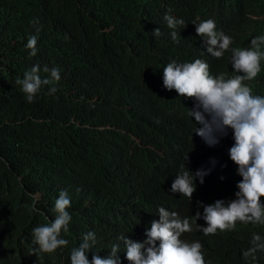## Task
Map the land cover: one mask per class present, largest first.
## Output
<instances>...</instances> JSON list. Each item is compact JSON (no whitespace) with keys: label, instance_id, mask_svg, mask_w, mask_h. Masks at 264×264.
Masks as SVG:
<instances>
[{"label":"trees","instance_id":"16d2710c","mask_svg":"<svg viewBox=\"0 0 264 264\" xmlns=\"http://www.w3.org/2000/svg\"><path fill=\"white\" fill-rule=\"evenodd\" d=\"M166 13L187 24L175 40ZM207 19L232 37L219 59L195 31L193 22ZM32 35L35 56L26 47ZM261 35L264 0H0V264L29 255L33 229L55 219L62 190L72 219L60 238L94 232L88 259L120 244V264L130 262L118 237L151 227L159 207L202 217L200 205L235 199L237 166L229 155L226 166L212 164L234 144L232 130L214 146L197 136L201 125L188 115L195 100L164 88L163 67L201 59L211 75L231 78L239 74L232 49L249 48ZM36 65L42 79L49 78L45 67L58 68L60 80L29 103L16 81ZM244 83L264 96V57L257 77ZM186 155L187 170L206 173L190 201L171 191ZM196 223L207 227L203 218ZM253 234L264 238V224L237 221L214 235L193 225L181 239L200 242L206 264H264V252L243 257ZM67 250L47 254L61 260Z\"/></svg>","mask_w":264,"mask_h":264},{"label":"clouds","instance_id":"9594fccd","mask_svg":"<svg viewBox=\"0 0 264 264\" xmlns=\"http://www.w3.org/2000/svg\"><path fill=\"white\" fill-rule=\"evenodd\" d=\"M167 27L172 29L173 40L177 38V28H184L187 24L183 19L164 16ZM193 24L196 26L197 36L201 37L206 47V52L219 59L232 44V37L217 30L216 22L207 19ZM153 36L160 35V29L152 32ZM37 36L28 38L26 47L30 55L37 53ZM264 45V35L251 40L249 48L232 49V69L239 73L226 78L221 74H210L209 65L201 59L193 62L178 63L171 60L163 67V86L171 91L175 90L178 97L194 98L195 106L188 109L190 118H194L200 127H195V134L201 137L206 144L214 146L219 143V138L227 134V129L232 130L234 144L228 149L221 150L212 160L215 166H226L231 161L237 166V173L241 177L236 187V198L225 203L217 200L203 207V215L199 211L194 216L181 217L175 211L165 207L158 208L159 219L151 221V227L140 229L128 239L121 235L125 249V258L130 264H206L202 253V244L198 241L187 242L181 239L182 234L195 230L202 231L205 235L215 234L234 229L236 222L264 224V96L253 95L252 90L244 81H251L260 72V61L264 52L260 46ZM40 66H33L24 73L23 79H17L21 90L31 103L43 85L55 84L60 80L58 68L48 69L49 78L42 79ZM50 93L56 91L55 87L49 89ZM187 155L180 166V171L171 185L172 192H179L189 201L196 191V179L203 183L206 175L203 171L195 173L185 167ZM71 207V200L66 191H60L55 200V219L43 226L33 229V244L28 256L15 257L12 264H120L117 253L120 244H113L109 254L101 257L93 252L96 236L94 232L83 235L68 236L75 244L65 238H60L61 231L67 232L68 224L72 217L67 211ZM35 211V209H33ZM203 218L207 227H200L196 221ZM67 238V240H66ZM251 247L243 252L245 259L256 258V253L264 252V238L253 234ZM66 246L68 257L61 260L49 255L57 248ZM67 258V259H66Z\"/></svg>","mask_w":264,"mask_h":264}]
</instances>
